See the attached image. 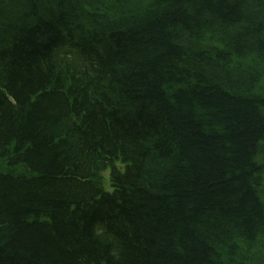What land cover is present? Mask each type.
I'll use <instances>...</instances> for the list:
<instances>
[{
  "label": "trees",
  "instance_id": "trees-1",
  "mask_svg": "<svg viewBox=\"0 0 264 264\" xmlns=\"http://www.w3.org/2000/svg\"><path fill=\"white\" fill-rule=\"evenodd\" d=\"M263 74L264 0H0V264H263Z\"/></svg>",
  "mask_w": 264,
  "mask_h": 264
},
{
  "label": "rangeland",
  "instance_id": "rangeland-1",
  "mask_svg": "<svg viewBox=\"0 0 264 264\" xmlns=\"http://www.w3.org/2000/svg\"><path fill=\"white\" fill-rule=\"evenodd\" d=\"M262 76L264 77V74H263ZM263 77H262V78H263ZM263 87H264V79H263ZM107 178H108V177H107V173H106V172L103 173V175H102V179L104 180V182H106V185H105V186H107V181H106ZM108 185H109V184H108ZM107 188H109V186H107L106 189H107ZM254 255H255V252L253 253V256H254ZM263 264H264V262H263Z\"/></svg>",
  "mask_w": 264,
  "mask_h": 264
}]
</instances>
